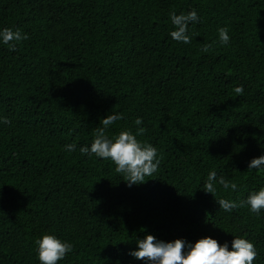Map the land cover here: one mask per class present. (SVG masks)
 <instances>
[{
	"label": "trees",
	"instance_id": "trees-1",
	"mask_svg": "<svg viewBox=\"0 0 264 264\" xmlns=\"http://www.w3.org/2000/svg\"><path fill=\"white\" fill-rule=\"evenodd\" d=\"M192 10L191 42L173 40L170 14ZM4 28L29 38L16 51L0 42V264H40L45 234L73 246L58 264H146L129 253L147 235L229 250L244 238L264 264V210L216 201L264 188L248 169L264 155V0H0ZM108 115L123 117L109 139L129 131L157 149L145 183L80 153Z\"/></svg>",
	"mask_w": 264,
	"mask_h": 264
},
{
	"label": "clouds",
	"instance_id": "clouds-1",
	"mask_svg": "<svg viewBox=\"0 0 264 264\" xmlns=\"http://www.w3.org/2000/svg\"><path fill=\"white\" fill-rule=\"evenodd\" d=\"M172 24L175 30L170 33L173 40L190 43V37L187 34L190 23L198 22L199 17L195 10L187 14L177 15L174 12L170 14ZM29 37L22 34L19 29L13 31L11 28H4L0 31V42L7 45L10 51H16V46ZM228 30L219 29V40L221 44L229 42ZM211 45L206 44L203 47L204 52H208ZM237 96L243 95V87L234 89ZM122 115H108L101 120L103 127L97 128L95 139L91 147H81L82 155H95L98 158L111 161L115 165V171L122 174L124 181L128 186L145 183V177H150L158 171L161 158H158L157 149L151 144H142L136 139V136L129 131L120 132L114 140L105 135L104 129L108 128L115 121L122 119ZM3 123H10L4 118ZM136 125L142 124V120L137 118ZM144 128L138 129V135L143 134ZM65 150L74 151L75 145L68 144ZM248 169H256L264 172V155L253 158ZM217 181L216 172L208 174L207 182L204 185V191L212 194L216 193L214 182ZM225 190L235 191L237 184L226 181L223 177L218 180ZM220 209L231 212L234 209L249 206L250 211L259 214L264 210V188L258 192L251 193L248 198L239 203L226 199L216 200ZM38 246L37 253L40 264H58L67 253L72 251L70 243L62 242L54 235L45 234L41 239L35 242ZM138 250L129 254L138 260H143L146 264H253L257 252L255 246L244 238H235L232 241V248L229 250L228 244L220 245L217 240L211 237L199 239L195 244L188 243L182 239H176L173 242L158 241L153 235H147L144 239L137 241ZM187 248V251H185Z\"/></svg>",
	"mask_w": 264,
	"mask_h": 264
}]
</instances>
